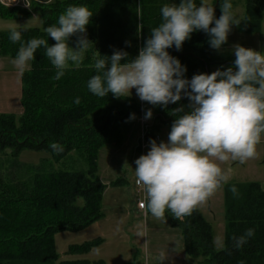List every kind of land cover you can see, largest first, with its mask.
<instances>
[{
    "label": "trees",
    "instance_id": "16d2710c",
    "mask_svg": "<svg viewBox=\"0 0 264 264\" xmlns=\"http://www.w3.org/2000/svg\"><path fill=\"white\" fill-rule=\"evenodd\" d=\"M196 2L199 4L200 0ZM208 2L219 18L224 0ZM173 3L179 0H51V3L32 0L28 9L0 3L2 18L39 14L40 28H15L22 32L25 42L31 38L47 39L45 29L56 24L59 15L70 5L86 6L93 13L86 26V35L92 44L79 67L70 62L65 75L55 80L56 69L45 56V49H37L30 67L21 73L19 119L0 114V151L10 150L17 157L16 170L21 169L17 178L0 180V264H104L102 260H58L54 234L62 230H83L102 217L105 185L97 173L98 153L104 145L122 141L120 126L132 110L139 111V106L127 97L118 99L111 93L97 97L89 91L87 83L97 74L93 65L98 52L110 57L114 51L123 50L129 54L128 60L134 59L150 37L151 29L161 22V8ZM231 3L234 14L241 19L240 25H233L232 29L259 33L264 19V0H231ZM10 30L0 31V56L15 58L20 45L9 40ZM209 39L205 32L194 31L180 50L175 46L167 49L186 67L185 78L210 74V66L214 64L220 70L234 67V60L221 48L213 49ZM48 43L52 45L55 41L49 37ZM76 97L81 100L79 105L74 103ZM189 103L182 97L167 107L152 105V117L171 128L181 115H174L172 110L183 106L188 111ZM150 130L152 127H146V138L153 136ZM51 143L61 145L63 152L54 151ZM137 148L141 149L140 144ZM25 150L45 153L42 159L51 160L49 168H45V163L18 162ZM72 153L83 167L68 170L52 166ZM233 185L238 197L230 191ZM224 207L221 250L214 249L211 226L198 209L181 219L169 215L171 223L181 229L184 250L190 260L201 258L204 264H264V187L255 181L229 182L225 186ZM249 228L255 230V235L236 249L233 237L243 235ZM101 241L97 237L74 244L68 252L84 254Z\"/></svg>",
    "mask_w": 264,
    "mask_h": 264
},
{
    "label": "clouds",
    "instance_id": "9594fccd",
    "mask_svg": "<svg viewBox=\"0 0 264 264\" xmlns=\"http://www.w3.org/2000/svg\"><path fill=\"white\" fill-rule=\"evenodd\" d=\"M25 6L31 8L29 0H25ZM220 8L221 15L216 18L208 0L165 4L160 10L161 22L151 29L138 56L128 60L129 54L123 50L114 51L110 57L98 52L93 65L97 74L87 83L89 91L100 98L109 93L126 98L135 89L141 101L153 106L167 107L182 97L189 100L188 111L183 106L172 110L174 115H181L173 121L167 142L151 139L150 150L135 160V183L144 193L139 206L156 219H165L168 211L176 219L190 216L228 182L230 169L225 170L221 164L229 160L244 163L258 155L257 145L264 135V53L236 44L234 67L187 79L186 67L167 51L173 46L180 50L194 31L205 32L210 46L219 50L232 26L241 23L231 0H224ZM92 16L86 6H68L57 23L45 29L47 39L25 42L21 31L11 29L9 40L20 45L12 63L23 72L37 49L43 47L56 69L53 79H61L70 62L79 67L92 44L86 35ZM73 36H77L75 47L69 43ZM49 37L54 44L49 45ZM74 103L79 105L80 98L76 97ZM152 115L148 109L145 119ZM134 118L133 114L130 119ZM50 147L57 153L64 150L57 143ZM230 191L238 197L234 185ZM137 235L143 237L144 233ZM254 235L255 230L249 228L233 237L234 247L242 248Z\"/></svg>",
    "mask_w": 264,
    "mask_h": 264
},
{
    "label": "rangeland",
    "instance_id": "374dc122",
    "mask_svg": "<svg viewBox=\"0 0 264 264\" xmlns=\"http://www.w3.org/2000/svg\"><path fill=\"white\" fill-rule=\"evenodd\" d=\"M240 7L238 9H242ZM40 27L41 18L37 13L18 19L0 17V31ZM74 38H70L72 47L76 46L77 37ZM236 44L264 53V36L261 33H244L231 29L227 42L221 47L231 60H235L233 46ZM14 59L0 56V114H10L15 119H19L22 113V72L12 63ZM29 67L30 62L25 70ZM217 69H219L217 64L211 65L210 74ZM126 99L140 107L141 100L136 95V91ZM141 105L144 110L151 109L153 113L151 104L142 102ZM133 114L135 118L130 119ZM139 116V112L132 110L128 119L120 126L123 133L122 141L117 144H106L99 150L97 173L105 185L101 202L102 217L80 231L56 232L54 244L58 260H102L104 264H204L201 258L190 260L186 254L181 229L171 223L170 211L165 213V219H156L150 213H146V209H140L137 206L138 199H144V195L142 189L135 184V160L150 150V144L142 150L137 148L143 133ZM144 126L152 127L150 130L153 134L152 139L158 143L167 142L171 130L168 125L154 121L151 117L145 119ZM257 153L256 158L244 163L229 160L221 164L225 170L230 169V178L227 183L255 181L264 187V135L257 145ZM44 157H46L45 153L25 150L19 155L18 162L34 165L45 163L47 169L50 159L43 160ZM15 161L17 157L10 150L0 151V180H12L19 176L21 169L16 170ZM52 166L71 170L81 168L84 164L72 153ZM116 182L119 183L114 184ZM226 184L207 203L197 208L211 226L215 250H221L224 247ZM141 231L144 233L143 237L137 235ZM97 237L102 241L89 252L84 254L68 252L71 245L81 244Z\"/></svg>",
    "mask_w": 264,
    "mask_h": 264
},
{
    "label": "built area",
    "instance_id": "2783aa9c",
    "mask_svg": "<svg viewBox=\"0 0 264 264\" xmlns=\"http://www.w3.org/2000/svg\"><path fill=\"white\" fill-rule=\"evenodd\" d=\"M9 1V2H8ZM8 1H6V0H0V3L1 4H3V5H5V6H7V5H9V6H21V7H24V8H29V7H26L25 6V0H8ZM31 1L32 0H29V2L31 3ZM142 102L143 101H141V104H142ZM140 104V107H139V122H140V124H141V127H142V139H141V142H140V147H141V149L142 148H144V147H146L147 145H149L150 143V140L152 139V138H146V136H145V133H146V127L144 126V123H145V119H144V113H145V110L142 108V105ZM156 139H157V137H155ZM136 184V183H135ZM143 195H144V193H143ZM143 199H138V201H137V206H138V208H140V202L142 201ZM141 209V208H140Z\"/></svg>",
    "mask_w": 264,
    "mask_h": 264
},
{
    "label": "crops",
    "instance_id": "0c3cea01",
    "mask_svg": "<svg viewBox=\"0 0 264 264\" xmlns=\"http://www.w3.org/2000/svg\"><path fill=\"white\" fill-rule=\"evenodd\" d=\"M34 2L36 1V2H40V3H46V2H43V0H33ZM259 33H261V35L262 36H264V27H263V23H262V27H261V30H260V32ZM134 91H135V89H133V91H132V93H134ZM145 148V147H144ZM143 149V148H142ZM141 149V150H142Z\"/></svg>",
    "mask_w": 264,
    "mask_h": 264
}]
</instances>
